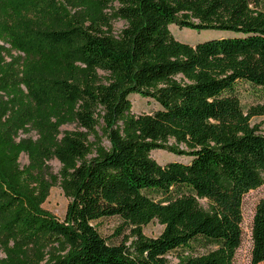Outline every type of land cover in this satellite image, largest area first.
Segmentation results:
<instances>
[{"label":"trees","instance_id":"obj_1","mask_svg":"<svg viewBox=\"0 0 264 264\" xmlns=\"http://www.w3.org/2000/svg\"><path fill=\"white\" fill-rule=\"evenodd\" d=\"M173 25L232 34L188 45ZM130 95L158 108L134 114ZM255 118L264 0H0V264H233L243 198L264 184ZM50 186L69 200L62 220L41 208ZM110 218L130 231L119 244L95 226ZM251 243L264 263V199Z\"/></svg>","mask_w":264,"mask_h":264},{"label":"rangeland","instance_id":"obj_2","mask_svg":"<svg viewBox=\"0 0 264 264\" xmlns=\"http://www.w3.org/2000/svg\"><path fill=\"white\" fill-rule=\"evenodd\" d=\"M124 24L120 21H116L113 23V33L117 34L122 28ZM171 27V26H170ZM169 27V28H170ZM171 32L174 38L182 43L188 45H195L197 43L207 41L210 39H218L222 37H226L231 35L232 33L228 32H218V31H194L187 28H179L177 26H172ZM100 75H103L100 73ZM248 96H244L242 99V103L246 104L248 102ZM130 101L132 102V112L134 114H149L155 111L158 106L150 101L141 98L139 95H130ZM252 124H259L261 126V130L264 132V118H255L252 120ZM74 124L64 125L60 128L62 132H69L75 129ZM39 136L32 132L28 135L19 134L15 138L16 142H26L28 140L33 142H38ZM152 158H154L159 164L163 165L169 161H180L183 163L189 162V158H179L175 157L169 153L164 151L155 150L152 152ZM29 161L28 157L25 154H21L19 157V165L21 167L28 166ZM50 172L53 175H57L60 170V163L56 160H52L47 163ZM264 199V184L253 191L247 193L243 198L242 204V241L239 249L236 251L233 264H250V253H251V226L252 219L255 212L256 205ZM69 200L65 197L63 191L59 186H50L46 191V195L41 201V208L45 211L54 215L57 219L62 220L65 216L66 208ZM202 204H204L202 202ZM122 223L118 218H110L101 220L96 223V228L98 232L101 234L103 238H105L109 243L119 244L126 237L129 236L130 231L128 228L123 229L121 227ZM163 230V226H161L158 222L153 221L149 225L143 227L142 233L145 237L149 239L157 238ZM1 243V236H0ZM129 242L127 243V245ZM29 254L32 255L34 253V246L28 248ZM4 258V254L0 248V259ZM175 262V261H173ZM264 264V263H261Z\"/></svg>","mask_w":264,"mask_h":264}]
</instances>
